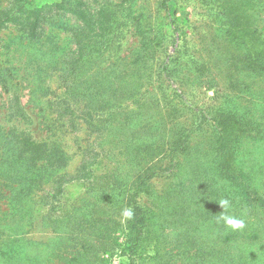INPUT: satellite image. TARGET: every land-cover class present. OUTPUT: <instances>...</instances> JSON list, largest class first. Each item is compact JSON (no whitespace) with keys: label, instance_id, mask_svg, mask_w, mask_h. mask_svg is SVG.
<instances>
[{"label":"rangeland","instance_id":"rangeland-1","mask_svg":"<svg viewBox=\"0 0 264 264\" xmlns=\"http://www.w3.org/2000/svg\"><path fill=\"white\" fill-rule=\"evenodd\" d=\"M262 39L264 0H0V264L56 260L48 253L60 237L37 211L61 192L81 194L109 149L111 192L123 203L136 193L149 228L161 229L140 241L133 264H158L160 244L177 245L181 264H264V138L243 140L232 179L215 149L221 117L264 133ZM172 136L184 151L151 148L147 161V141ZM28 137L49 143L52 165L45 183L26 187L23 213L8 170ZM222 215L245 227L231 230ZM103 256L129 261L119 249Z\"/></svg>","mask_w":264,"mask_h":264},{"label":"trees","instance_id":"trees-1","mask_svg":"<svg viewBox=\"0 0 264 264\" xmlns=\"http://www.w3.org/2000/svg\"><path fill=\"white\" fill-rule=\"evenodd\" d=\"M262 42L264 43V39H262ZM261 68L256 71V74L259 78L261 77L260 81L264 82V67L261 66ZM221 118L217 123L220 132L215 149L220 154L217 157L216 165L224 172H229L232 179L238 167V155L236 153L240 149L243 140L261 139L264 138V133L257 128H250L244 123L238 128L232 126L228 128L224 121H220ZM178 140L180 141L176 142L175 137L172 136L171 139L160 141L157 145H152V142L147 141L145 145L148 151L147 161L153 159L155 151L152 152L151 148L159 150V152L162 151L164 154V151L175 150L176 147L184 151L183 139ZM48 144L46 141L25 138L22 141V146L25 148L23 155L25 156L18 164H11L8 170L11 172L12 177L19 179V209L23 213L32 209V197L29 196L26 187H30L34 182L38 184L47 181L49 167L52 165L49 161L52 151ZM125 149L127 150L128 147H125ZM112 150L109 149L107 152L105 163H102L101 168L96 167L101 163L100 161L92 164L95 167L91 169L88 175H85L81 194L69 200L61 192L55 196L56 198L54 197L53 205L48 206L43 212L37 211L43 226L49 228L55 236L60 237L59 240L61 241V246L57 247L58 249H52L48 253L49 256L56 259L53 262L50 260L48 264H102L106 259L103 255L106 253L110 255L118 249L125 251L128 255L129 261L127 264H133L140 241L142 239L146 240L161 231L159 228H149L152 223L150 215L146 216L145 209L136 198V193H130L127 201L123 203V197H118L111 192L115 188L114 182L116 180L114 179L117 175L116 167H112V171L106 169L110 164H115L112 161L114 156ZM1 166H3L2 163H0V168ZM134 176L133 181L137 187L136 192H140L142 191L140 186L145 182L138 174ZM107 177L111 178V184L105 183ZM147 192L145 191V193ZM123 193V191H120L117 194ZM118 201L120 207L117 205ZM128 208L133 211L132 219H127L122 215L123 210ZM125 230L129 233L130 241L119 242L118 239ZM251 238H253L252 233L246 231L243 238L245 239L244 242L251 240ZM176 247L177 245L167 247L165 244L155 246L154 255L159 260L158 264H181V262L176 263L173 260L175 255L180 254V251L177 250L171 254Z\"/></svg>","mask_w":264,"mask_h":264},{"label":"clouds","instance_id":"clouds-1","mask_svg":"<svg viewBox=\"0 0 264 264\" xmlns=\"http://www.w3.org/2000/svg\"><path fill=\"white\" fill-rule=\"evenodd\" d=\"M219 205L222 207V209L227 210L230 207V202L228 199H222L219 202ZM122 215L127 219H132L133 211L131 208L125 209L123 210ZM220 218L224 221L227 227L233 230L243 229L245 227L244 221L235 216L222 215Z\"/></svg>","mask_w":264,"mask_h":264}]
</instances>
